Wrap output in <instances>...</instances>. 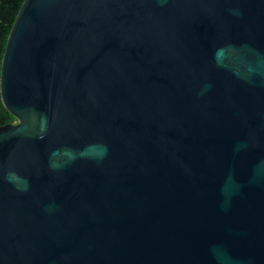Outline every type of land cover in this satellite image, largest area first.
<instances>
[{"label":"water","instance_id":"obj_1","mask_svg":"<svg viewBox=\"0 0 264 264\" xmlns=\"http://www.w3.org/2000/svg\"><path fill=\"white\" fill-rule=\"evenodd\" d=\"M0 98V264H264V0H23Z\"/></svg>","mask_w":264,"mask_h":264},{"label":"trees","instance_id":"obj_2","mask_svg":"<svg viewBox=\"0 0 264 264\" xmlns=\"http://www.w3.org/2000/svg\"><path fill=\"white\" fill-rule=\"evenodd\" d=\"M23 0H0V64L6 40ZM16 121L0 98V126Z\"/></svg>","mask_w":264,"mask_h":264}]
</instances>
